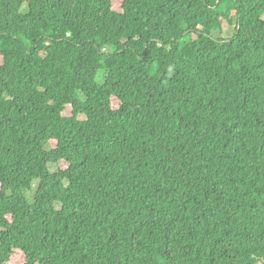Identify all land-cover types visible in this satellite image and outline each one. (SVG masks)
I'll list each match as a JSON object with an SVG mask.
<instances>
[{
    "label": "trees",
    "instance_id": "obj_1",
    "mask_svg": "<svg viewBox=\"0 0 264 264\" xmlns=\"http://www.w3.org/2000/svg\"><path fill=\"white\" fill-rule=\"evenodd\" d=\"M263 256L264 0H0V264Z\"/></svg>",
    "mask_w": 264,
    "mask_h": 264
},
{
    "label": "rangeland",
    "instance_id": "obj_2",
    "mask_svg": "<svg viewBox=\"0 0 264 264\" xmlns=\"http://www.w3.org/2000/svg\"><path fill=\"white\" fill-rule=\"evenodd\" d=\"M113 1V7L115 9H119L120 8V4H121V0H112ZM223 29L225 30L223 35L226 37V36H230L233 31H234V22H227L225 21L223 23ZM215 32V31H214ZM216 33V32H215ZM104 74H105V71L104 70H99L97 75H96V78H95V81L96 83L98 84H101L103 82V78H104ZM117 100L113 98V105H117ZM70 113V108H67L65 110V113L64 114H69ZM51 170H56V166L55 165H51ZM255 264H264V256L261 257V258H258V260L256 261Z\"/></svg>",
    "mask_w": 264,
    "mask_h": 264
}]
</instances>
